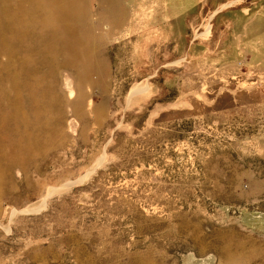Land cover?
<instances>
[{
  "label": "rangeland",
  "instance_id": "rangeland-1",
  "mask_svg": "<svg viewBox=\"0 0 264 264\" xmlns=\"http://www.w3.org/2000/svg\"><path fill=\"white\" fill-rule=\"evenodd\" d=\"M35 2L0 0V264H264V0H76L25 36Z\"/></svg>",
  "mask_w": 264,
  "mask_h": 264
},
{
  "label": "bare ground",
  "instance_id": "bare-ground-1",
  "mask_svg": "<svg viewBox=\"0 0 264 264\" xmlns=\"http://www.w3.org/2000/svg\"><path fill=\"white\" fill-rule=\"evenodd\" d=\"M35 1H36L35 2V9L32 10L31 12L25 14V20L26 21L23 23V27L24 28L22 27L23 29L22 30L20 29L21 34H23L25 36H28V34H30V32L32 30V26L34 25V23H36L40 19V17H42L46 12L48 14L50 12V16L54 20L53 25L56 28H58L62 23H64L65 21H68L71 18L70 12H68V10L67 9H64L63 7H65L66 4L69 7L70 6H75V2H76V0H49L53 6L55 4L56 6H59V7H62L63 8L64 11H63V14H62V13H59L58 11H54L53 12V9L52 8H50V11L45 10L44 0H35ZM85 30H87V29H85ZM32 33H31V35H32ZM85 36H86V34H85ZM81 38H83V37H81ZM82 40H84V39H82ZM85 40H86V38H85ZM41 43H42V41H41ZM66 47H67V49L65 50V52H66L67 56H70V57H76L80 52H82L84 49H86V47L84 46V44H82L79 41V39L77 38L76 33L73 36L70 35V37H69V45H67ZM140 93H141L140 90H136L135 93H134V95L136 96L137 94H140ZM241 249H242V247L239 250H241ZM239 250L236 253H233V251L232 252H228V251H223L222 252V254L224 255V259H225V261H226L227 264H246L247 263V261L249 260L248 259L249 258L248 257V253H246L244 251L239 252ZM253 251H255V250H253Z\"/></svg>",
  "mask_w": 264,
  "mask_h": 264
}]
</instances>
